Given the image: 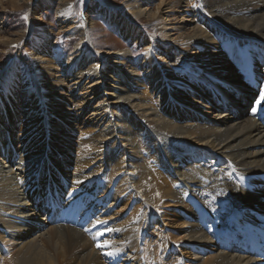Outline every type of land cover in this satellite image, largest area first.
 <instances>
[{
	"label": "bare ground",
	"instance_id": "bare-ground-1",
	"mask_svg": "<svg viewBox=\"0 0 264 264\" xmlns=\"http://www.w3.org/2000/svg\"><path fill=\"white\" fill-rule=\"evenodd\" d=\"M154 1L113 12L88 0L128 42L103 57L89 48L91 20L60 2L73 53L35 39L34 75L0 83V264H264L214 241L232 213L264 216V123L250 111L264 91V0H159L152 12ZM144 17L145 28L129 20ZM107 166L109 207L89 236L49 220L52 197L85 214ZM128 199L138 206L122 225L137 222L117 231L111 202Z\"/></svg>",
	"mask_w": 264,
	"mask_h": 264
},
{
	"label": "rangeland",
	"instance_id": "rangeland-1",
	"mask_svg": "<svg viewBox=\"0 0 264 264\" xmlns=\"http://www.w3.org/2000/svg\"><path fill=\"white\" fill-rule=\"evenodd\" d=\"M14 1L16 3L17 8H12L7 0H2L0 6V83L1 84L9 80L10 75L13 73L20 72L22 79L21 81H23L24 78L30 77V75H34L35 71L30 65L29 56L33 51L34 48L33 41H35V39L38 42L40 41V39L43 38L47 39L50 45H52L53 50L63 53L64 56H69L71 53H73V49L76 44V39L74 37L71 38L67 33L63 32V30L60 29V24H59L60 19L58 18L57 16L58 14L56 13L59 3L62 1H66L67 3H69L70 12L74 16V18L78 19L84 27L86 26L85 17L88 20H91L92 24L89 28V32H90L89 48L90 51L96 57L98 56L103 57L108 55L110 52L117 51L122 47L123 44L128 46L127 44L128 42H126L120 36L118 28L112 25L107 20H105L103 16H98L97 14H95L93 12V5L91 3L88 4V0H14ZM93 2L94 4L100 3L103 6V8L106 10H113V12H117V11L121 12L124 11V7L127 3V0H93ZM158 4H159V0H156L152 3L151 5L152 12L156 10V6ZM129 20L130 22L138 25L139 27L145 28V24H146L145 22L147 19L146 17H144L139 20H135V19H129ZM25 33L28 34H26L25 36ZM11 40H17L18 42L11 50L10 49L6 50L7 47L5 46V44H7ZM129 48L134 51L133 59L137 60V58L139 59L141 57L142 49L144 47L141 44L140 45L136 44L130 46ZM20 97L21 94L19 93L17 98ZM243 107H245L244 114L246 115V109L248 110V108L245 104H243ZM50 128L52 129L53 126H50ZM70 154L73 155V153ZM104 175H105L104 177L105 181L109 183L111 180L112 172L111 170L108 169V166L105 167L103 171H101L100 173L101 180ZM117 178L118 177L114 178V180ZM104 185H106V183ZM110 190L111 187L109 188V191ZM100 191L101 193L99 192L100 194H98V196L96 197V199L99 200L102 199L103 195L105 196V194L109 192L108 190L105 191L104 186L100 189ZM102 191H104L105 193L102 194ZM128 200L129 202L125 201L123 204H121V206H118V208H116L117 206H115L114 202H111V208L114 209V211H112V214L110 216H107V218L114 217L109 221H114L115 224L113 225L115 226L112 225V227L117 231H121V230L125 231V229L130 228L132 225H134V223L137 222L135 221V218H131V220L128 223L122 225L124 221L130 218V215L132 214V212H134V210L137 209L138 206V203L134 202V200H130V199ZM128 203H131L130 206L121 210ZM99 210H101L102 213L105 211L104 208L102 209V206H99ZM163 211L166 214H170V215L173 214L174 218L178 219L180 217L178 214L175 213V210L172 209L171 207L166 208V210L164 209ZM117 213L120 214L117 215ZM44 215L45 213L41 214L43 218H45ZM107 218H104V220ZM174 218L170 217V220L172 219L171 221L172 225L169 226L170 228L167 227V229L172 235V237L179 238L177 237L178 235H180L179 232L180 227H178L179 222L176 221V219ZM83 235L85 234L83 233ZM109 236L111 237V233H109ZM5 237L6 236H4V239L7 240V237L6 238ZM112 240L115 241L116 243L117 242H120L121 244L123 243L122 238L118 236L112 238ZM0 244L2 243L0 242ZM104 251L108 252L107 249H104Z\"/></svg>",
	"mask_w": 264,
	"mask_h": 264
},
{
	"label": "snow or ice",
	"instance_id": "snow-or-ice-1",
	"mask_svg": "<svg viewBox=\"0 0 264 264\" xmlns=\"http://www.w3.org/2000/svg\"><path fill=\"white\" fill-rule=\"evenodd\" d=\"M261 98H264V91L261 92ZM259 102V101H257Z\"/></svg>",
	"mask_w": 264,
	"mask_h": 264
}]
</instances>
